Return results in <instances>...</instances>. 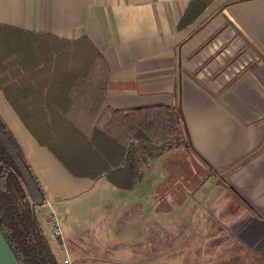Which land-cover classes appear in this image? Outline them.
I'll return each mask as SVG.
<instances>
[{"label": "crops", "instance_id": "0c3cea01", "mask_svg": "<svg viewBox=\"0 0 264 264\" xmlns=\"http://www.w3.org/2000/svg\"><path fill=\"white\" fill-rule=\"evenodd\" d=\"M1 30L69 44L87 40L105 63V105L114 111L169 107L189 146L152 159L139 153L147 168L132 191L118 189L104 174L76 176L37 142L19 114L51 131L63 119L88 136L91 105L73 98L79 79L70 102L57 108L45 101L46 115L32 118L28 100L20 97L18 114L0 87V119L42 192L37 222L58 264L65 255L94 264L79 255L85 252L71 224H104L94 228L106 235L111 223L130 231L143 220L164 226L196 205L231 247L264 261V0H0ZM51 74L18 76L19 84L9 89L18 96L53 95ZM96 145L102 160L110 161ZM166 186L184 192V203L156 213L154 193ZM47 204L64 219V248L40 217L48 215ZM101 253H109L105 244Z\"/></svg>", "mask_w": 264, "mask_h": 264}, {"label": "trees", "instance_id": "16d2710c", "mask_svg": "<svg viewBox=\"0 0 264 264\" xmlns=\"http://www.w3.org/2000/svg\"><path fill=\"white\" fill-rule=\"evenodd\" d=\"M36 37L42 40L41 46L43 42L54 44L51 41L58 43L54 44V47L64 45L62 53L53 52L55 59L68 56L70 49L67 48L73 46L81 52H89L85 69L100 65L103 73L106 70L102 56L87 40L69 44L44 36ZM72 64L80 63L71 61L68 64L67 61L66 65L62 66L53 61V64H46L40 69L36 67L23 70V75L39 70L47 74L52 73L49 82L56 88L53 95L31 94L30 118L36 114L46 115V111L41 107L45 101L53 103L51 101L54 99L59 105L70 102V89L80 77H85L84 74H79L78 67ZM4 83L9 82L0 80L6 99L16 109V104L21 98L17 94L7 92ZM30 85L31 83H27V86ZM99 86L89 109L94 126L88 136L77 132L63 119L60 121L62 129L59 126L51 131L48 126L31 125L17 109L16 112L20 113L24 124L37 142L52 151L72 174L84 176V171L92 177H95V173L104 174L118 189L132 191L134 186L144 179L147 168L145 161L138 156L139 153L142 152L152 159L165 151L189 149V146L180 118L173 109L157 106L114 111L105 105L104 87L102 84ZM52 113L63 116L60 110ZM68 127L77 132L76 137L74 134L70 137ZM97 143L103 147L104 154L110 156V161L102 160L101 154L96 151ZM183 193L181 190H172L171 186L160 187L154 193L156 213L176 211L179 205L184 203ZM43 201L42 192L18 144L0 119V231L19 264H58L47 242L40 235L34 217L35 207Z\"/></svg>", "mask_w": 264, "mask_h": 264}, {"label": "rangeland", "instance_id": "374dc122", "mask_svg": "<svg viewBox=\"0 0 264 264\" xmlns=\"http://www.w3.org/2000/svg\"><path fill=\"white\" fill-rule=\"evenodd\" d=\"M40 42L42 40L33 35L11 30L0 31V80L9 82L4 83L7 92L13 94L9 88L12 84H19L17 77L23 75V70L36 67L40 69L46 64H53V61L62 66H65L67 61L68 64L78 61L80 64L72 65H76L79 74H84L85 77L79 78L73 98L78 105L89 107L95 98L97 87L103 82L102 67L97 65L93 69H85L89 52H81L73 46L67 48L70 49L68 56L55 59L53 52L62 53L64 45L54 47L50 42H43L41 46ZM26 100L31 103L32 97L27 96ZM55 101L52 99L51 102ZM50 127L52 131L56 129ZM68 130L70 137L73 134L76 137L78 131H72L69 127ZM202 210L203 208L197 205L191 206L182 213L180 220L168 219L164 226H159L151 220H143L136 230L131 231L125 228L122 222L111 223L106 235L99 228H94L104 224H92L91 228L87 223L71 226L76 225L75 229L81 238L79 247L85 252H79V255L94 264H264L263 258H258L245 249L231 247V242L202 217ZM34 217L39 228L35 209ZM40 217L48 222L47 214L45 216L41 213ZM59 221L64 227V219L60 215ZM65 227L68 228L66 225ZM49 228L53 230L51 226ZM117 228L119 229L116 231ZM39 230L41 235L42 231L40 228ZM104 244L109 253L100 254Z\"/></svg>", "mask_w": 264, "mask_h": 264}, {"label": "built area", "instance_id": "2783aa9c", "mask_svg": "<svg viewBox=\"0 0 264 264\" xmlns=\"http://www.w3.org/2000/svg\"><path fill=\"white\" fill-rule=\"evenodd\" d=\"M49 210H48V222L50 226L52 227V235L57 240L61 241L63 248L65 247L66 241L65 237L60 225L59 217L56 213V211L52 208L51 204H47ZM61 264H76L73 262L68 255H65Z\"/></svg>", "mask_w": 264, "mask_h": 264}, {"label": "water", "instance_id": "95a60500", "mask_svg": "<svg viewBox=\"0 0 264 264\" xmlns=\"http://www.w3.org/2000/svg\"><path fill=\"white\" fill-rule=\"evenodd\" d=\"M0 264H19L0 231Z\"/></svg>", "mask_w": 264, "mask_h": 264}]
</instances>
